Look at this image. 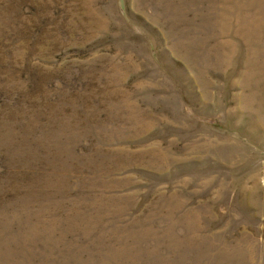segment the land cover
<instances>
[{
  "label": "rangeland",
  "instance_id": "rangeland-1",
  "mask_svg": "<svg viewBox=\"0 0 264 264\" xmlns=\"http://www.w3.org/2000/svg\"><path fill=\"white\" fill-rule=\"evenodd\" d=\"M0 264H264V0H0Z\"/></svg>",
  "mask_w": 264,
  "mask_h": 264
}]
</instances>
